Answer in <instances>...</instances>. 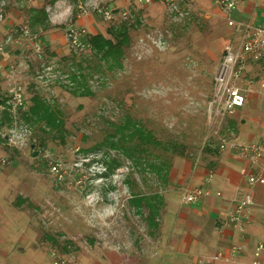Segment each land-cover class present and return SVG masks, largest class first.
<instances>
[{
  "label": "rangeland",
  "instance_id": "rangeland-1",
  "mask_svg": "<svg viewBox=\"0 0 264 264\" xmlns=\"http://www.w3.org/2000/svg\"><path fill=\"white\" fill-rule=\"evenodd\" d=\"M56 1L68 9L67 17L57 24L65 47L57 52L44 46V53L38 55L25 42L13 43L18 45L16 52L0 63V96L9 94L15 82L22 83L26 111L32 96L39 94L57 110L63 129L28 121L24 112L12 114L8 121L4 113L0 204L24 214L35 264H54L53 249L77 264H106L152 240L148 211L139 213L130 203L132 190L150 192L165 186L146 165L134 166L117 150L102 147L85 153L83 149L99 144L116 124L131 117L164 142L185 145V157L206 158L217 150L223 138L234 135L236 126L233 117L211 107L214 78L226 42L235 40L238 32H231L228 19L215 13L213 0H178L174 11L161 0H128L116 12L126 9L130 18L119 16L113 22L104 20L97 7L112 8L115 0H8L5 16L14 11L22 18L11 26L7 20L2 23L0 39L8 28L19 37L34 3L53 14L60 10ZM85 14H91L105 33L113 24L131 23L122 67L101 68L91 49L77 51L71 46L68 27L78 25L76 18ZM81 63L90 95H77L71 89L75 85L70 75ZM233 115L235 119L239 113ZM105 154L121 162L107 176L102 175ZM160 154L172 157L173 163L184 157Z\"/></svg>",
  "mask_w": 264,
  "mask_h": 264
},
{
  "label": "crops",
  "instance_id": "crops-1",
  "mask_svg": "<svg viewBox=\"0 0 264 264\" xmlns=\"http://www.w3.org/2000/svg\"><path fill=\"white\" fill-rule=\"evenodd\" d=\"M213 1L215 13L228 19L233 33L235 28L229 24L230 19L236 22L264 23L262 2L238 0L237 7L228 15ZM127 3L128 0H115L112 9H122ZM55 4L60 10L49 14L50 27H40L38 31L42 33L40 39L44 46L61 52L66 45V39L57 24L67 17L68 9H63L57 1ZM32 7L42 5L34 3ZM119 16L118 13L116 19ZM21 18L19 13L9 11L0 26L6 20L11 26L13 21ZM25 21L29 23L28 16ZM76 23L86 27L90 34H106L103 30H98L96 20L91 14L78 15ZM10 31L8 28L7 34ZM229 41L231 40L226 43ZM233 41L235 45L239 44V33ZM17 46H5L0 55V63H4L10 53L16 52ZM238 85L247 91V99L233 113H239L235 117L240 119L238 123L233 114L229 115L233 117L232 123L236 126V132L228 139L235 142L263 143L264 55L260 59L248 56ZM263 169L264 153L256 162H252L230 147L220 149L219 146L217 153L211 152L206 158L184 156L176 159L170 170L169 183L160 190L161 214L157 227L151 229L152 240L135 253L125 254L119 260H110L106 264H200L218 252L223 255L215 264H264V251L259 256L256 255L257 246L264 236V184L250 186L247 183L249 174ZM210 172L214 175L208 181ZM197 186L206 191L202 200L195 204L183 203L184 191ZM218 191L222 194L218 195ZM249 191L255 197L253 211L239 224L226 222V215L235 206V201ZM23 217L24 214L18 208L2 207L0 204V264H35L31 228Z\"/></svg>",
  "mask_w": 264,
  "mask_h": 264
},
{
  "label": "built area",
  "instance_id": "built-area-1",
  "mask_svg": "<svg viewBox=\"0 0 264 264\" xmlns=\"http://www.w3.org/2000/svg\"><path fill=\"white\" fill-rule=\"evenodd\" d=\"M153 0H145L149 3ZM174 11L177 8L178 0H161ZM215 2L229 15L236 7L238 0H215ZM8 0H0V23L5 19V7ZM104 20L113 22L118 13L115 9L108 7H97ZM49 10V9H47ZM85 11V10H84ZM120 16L127 20L130 18L128 10L123 9L119 12ZM229 24L234 26L235 30L240 34V42L235 45L234 41H229L224 48V54L220 62L218 71L214 78V94L211 107H215L220 115H232L237 108L242 107L247 99V91L238 85V80L242 77L248 56L260 59L264 55V23L236 22L230 19ZM18 30V29H17ZM20 35L15 37L13 30L6 34L3 41H0V55L4 52L5 46L13 43L25 42L31 49L41 55L44 53V44L37 32L32 31L29 23L20 26ZM89 31L82 25L70 24L67 30V38L71 46L77 51L90 49ZM15 72V70H13ZM4 108L12 115L25 112L28 107V100L25 96V90L22 83L15 82L9 90V94L5 95ZM12 115V116H13ZM14 136V135H12ZM12 138V137H11ZM230 147L243 157L249 158L252 162H256L264 153L263 143H245L235 142L228 138H223L220 149ZM5 161V159H4ZM57 170V166H54ZM214 173L210 172L207 180L213 178ZM247 183L250 186L256 183L264 184V169L260 172H253L248 175ZM206 191L203 187L197 186L186 189L182 196L185 204H195L202 200ZM218 195L222 193L217 192ZM255 205V197L252 191L245 193L242 197L235 201V206L226 215V222L239 224L244 217L253 211ZM264 251V236L261 238L256 255L259 256ZM54 257V264H77L65 257L57 254L53 249L51 251ZM222 253L218 252L200 262V264H215L222 257Z\"/></svg>",
  "mask_w": 264,
  "mask_h": 264
},
{
  "label": "trees",
  "instance_id": "trees-1",
  "mask_svg": "<svg viewBox=\"0 0 264 264\" xmlns=\"http://www.w3.org/2000/svg\"><path fill=\"white\" fill-rule=\"evenodd\" d=\"M29 26L36 32L38 28L50 27L49 13L45 6L30 7L28 9ZM131 23L121 21L113 24L107 29V33H93L89 36L90 49L93 51L94 58L98 61L101 68L107 67L114 69L122 67L125 54V47L131 40ZM79 70L71 73L70 79L74 83L72 92L77 95H90L92 92L87 85V76L84 74L85 63L79 64ZM5 97L3 103L5 102ZM23 117L28 121L46 122L50 128L63 129V121L59 117L57 110L42 96L34 94L31 98V105L25 111ZM5 120L11 121V114L5 111ZM102 147L117 150L126 159H129L134 166L146 165L150 171L157 175L162 186L169 183V174L173 166L172 157H163L160 152L185 155L186 147L179 142H164L159 139L152 130L144 126L140 121L127 117L124 122L116 124L113 132H109L106 138L95 146L84 148L83 152L89 153ZM208 150L211 151L210 148ZM217 150L219 148L217 147ZM217 150L211 151L217 153ZM104 156L103 165L105 171L102 175L107 176L114 173L120 167L121 162L117 158ZM128 182V180H126ZM130 203L136 207L139 213L147 209L146 220L150 228L158 225L161 214L162 195L160 190L150 192H139L132 190Z\"/></svg>",
  "mask_w": 264,
  "mask_h": 264
},
{
  "label": "water",
  "instance_id": "water-1",
  "mask_svg": "<svg viewBox=\"0 0 264 264\" xmlns=\"http://www.w3.org/2000/svg\"><path fill=\"white\" fill-rule=\"evenodd\" d=\"M3 110H4V105L0 104V119L2 118ZM1 122H2V120H1ZM0 134H1V130H0ZM5 139H9V135H5ZM34 154L36 155V151L34 152Z\"/></svg>",
  "mask_w": 264,
  "mask_h": 264
},
{
  "label": "flooded vegetation",
  "instance_id": "flooded-vegetation-1",
  "mask_svg": "<svg viewBox=\"0 0 264 264\" xmlns=\"http://www.w3.org/2000/svg\"><path fill=\"white\" fill-rule=\"evenodd\" d=\"M4 97H5V96H4ZM4 97H1V96H0V104H3ZM5 111H6V109L4 108L3 113H2V118H3V116H4ZM2 118L0 119V124H1V120H2Z\"/></svg>",
  "mask_w": 264,
  "mask_h": 264
}]
</instances>
